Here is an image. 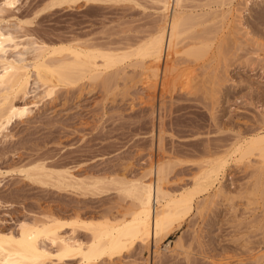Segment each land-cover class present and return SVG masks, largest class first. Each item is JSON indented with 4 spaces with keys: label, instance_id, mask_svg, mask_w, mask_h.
I'll list each match as a JSON object with an SVG mask.
<instances>
[{
    "label": "rangeland",
    "instance_id": "1",
    "mask_svg": "<svg viewBox=\"0 0 264 264\" xmlns=\"http://www.w3.org/2000/svg\"><path fill=\"white\" fill-rule=\"evenodd\" d=\"M15 1L2 13L9 19L3 30L46 44L80 40L101 48L125 47L161 24L150 0L59 5L50 4L52 0ZM194 3L188 1L186 9L217 12L194 31L212 43L205 55L189 59L182 52L188 39L179 40L165 90L159 88L158 77L147 87L133 57L120 63L123 68L113 73V80L114 68L105 73L108 82L111 78L106 87L100 79L84 78L70 86L55 85L53 94L43 97L40 87L32 91L31 82L26 101L36 98V105L26 116L14 118L0 136L1 229L16 231L19 222L46 215L113 218L130 206L112 188L98 193L60 189L52 180L37 182L21 170L29 163L68 168L90 181L140 175L154 179L160 161L169 164L163 185L178 191L193 187L205 160L224 154L227 160L214 187L196 197L197 209L172 222L158 244L159 253L137 242L96 264H264V176L256 183L250 167L234 164L230 156L236 142L264 124V0H231L209 8ZM227 7L237 10L229 15ZM234 12L242 18L237 25ZM33 93L40 96L33 99ZM218 186L222 192L213 193ZM78 227L73 235L67 225L61 230L88 240V230Z\"/></svg>",
    "mask_w": 264,
    "mask_h": 264
},
{
    "label": "bare ground",
    "instance_id": "2",
    "mask_svg": "<svg viewBox=\"0 0 264 264\" xmlns=\"http://www.w3.org/2000/svg\"><path fill=\"white\" fill-rule=\"evenodd\" d=\"M76 1L78 0H52L50 4L58 3L59 5L61 2L74 3ZM100 1L103 0H82L83 3H99ZM150 1L156 5L161 17V24L157 29L155 28L153 33L133 45L101 48L94 44L87 43L84 45L85 41L82 44L79 42L80 40L78 42L66 40L46 44L30 37L22 39L17 36L16 38L1 27L3 23L9 22V19H5L2 13L6 10L9 11L16 1L2 0L0 5V136L6 135L7 127L14 118L26 116L31 110V106L36 105V98L30 102L26 101L30 95L28 93L31 92L29 90L31 82L35 86L32 91L40 87L43 97L50 95L53 90L55 91V85L68 84L70 86L84 78L88 81L89 79H100L106 87L107 83L110 84L111 78L108 82L105 73L114 68L112 77L113 73L116 74L117 70L122 67L119 65H122L120 63L123 60L125 61L127 57H133L135 65L137 63V66H140L142 76L145 77L143 82L148 81L145 82L146 85H149L147 87H151L149 83H152V80L154 85V80L158 77L159 88L165 90L166 85L168 86L166 83L169 79L170 70H172L170 62L173 61L171 59L177 51V42L179 44L181 42L179 40L187 38V47L182 52L189 59L201 57L205 50L207 51V47L211 46L209 44L211 40L206 41L209 39L208 36H206L207 39H203L205 37L201 38V36L195 35V27L197 25L198 27L202 26L199 24L203 23L202 21L208 14L210 16L211 14L212 16L213 14L216 15L217 12L210 14L214 11L209 8L212 3L231 2V0ZM188 1L195 2L193 6L196 5L197 8L200 6L209 9L191 11L187 7V10ZM233 10L236 11L237 8H228L227 13L230 15ZM239 15L235 13L234 25H237L242 19ZM22 21L18 20V23H22ZM26 54H29L30 57H26ZM161 62L163 69L159 70L158 67H160ZM187 72L189 73V70ZM184 74L187 75L186 71ZM35 94L33 99L39 95V93ZM18 95L22 100L20 103L17 101L16 96ZM230 154L234 164L239 165L240 163L245 167H250L251 176L254 175L255 182L259 184V178L264 176V124L236 142L231 148ZM252 156L254 157L251 158ZM225 160L227 159L224 158V154L205 160L200 173L194 178L193 187L182 188L178 191H171L165 187L166 184L163 181L169 164L165 165L160 161L157 162L156 167L154 166V179L140 175L134 179L111 177L104 180L105 178L95 177L94 179L90 178V181L77 177L68 168L58 170L53 168V170L42 161L29 163L21 170L36 178L35 181L37 182L42 181L40 183H44L43 181L52 180L58 188H60L59 186L62 188L73 187L74 189H86V191L92 190V192L98 193L112 188L123 198L127 197L130 206L125 208L127 209L125 212H121L113 218L104 217L87 220L81 218L77 213L69 218L46 215L43 218L34 217L30 221L19 222L16 231L0 228V264H96V261L104 256L107 259H111L110 257L114 255L119 256L125 249L134 243L137 244V242L147 250L152 246L156 255L159 253L158 244L168 234L172 222L183 219L194 210L193 208L197 209L196 197L214 187L223 170ZM151 168L152 166L150 170ZM221 189L218 186L213 193L222 192ZM66 225L69 227L71 235L75 233L74 230L76 231L78 226L80 229L82 226L83 230L84 228L88 230L89 239L84 241L66 235L61 230ZM72 258H74V262L70 260Z\"/></svg>",
    "mask_w": 264,
    "mask_h": 264
}]
</instances>
